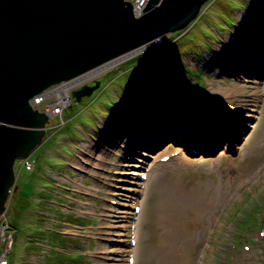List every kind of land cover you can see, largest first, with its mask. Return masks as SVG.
I'll return each mask as SVG.
<instances>
[{
  "label": "rangeland",
  "instance_id": "obj_1",
  "mask_svg": "<svg viewBox=\"0 0 264 264\" xmlns=\"http://www.w3.org/2000/svg\"><path fill=\"white\" fill-rule=\"evenodd\" d=\"M161 38L69 89L71 103L61 116L50 115L46 138L30 154L34 170L17 161L19 188L6 210L14 234L8 264L166 261L157 221L166 196L180 194L184 181L224 194L211 222L189 242L191 263L264 264V52L258 50L264 51V0H208L185 29ZM170 76L183 86L174 111L165 104L171 97L145 99L151 90L171 88ZM96 79L91 96H72ZM140 99L145 108H134L124 126L118 114ZM210 101L227 119L242 120L233 136L203 143L175 117L185 104L211 112ZM164 154L170 158L163 161Z\"/></svg>",
  "mask_w": 264,
  "mask_h": 264
},
{
  "label": "water",
  "instance_id": "obj_2",
  "mask_svg": "<svg viewBox=\"0 0 264 264\" xmlns=\"http://www.w3.org/2000/svg\"><path fill=\"white\" fill-rule=\"evenodd\" d=\"M208 0H0V216L17 191L16 163L46 138L50 115L31 99L50 86L185 29ZM100 79L74 90L81 100ZM71 100V95L69 96Z\"/></svg>",
  "mask_w": 264,
  "mask_h": 264
},
{
  "label": "bare ground",
  "instance_id": "obj_3",
  "mask_svg": "<svg viewBox=\"0 0 264 264\" xmlns=\"http://www.w3.org/2000/svg\"><path fill=\"white\" fill-rule=\"evenodd\" d=\"M204 5L202 6L201 11ZM160 39L162 40V38ZM147 46L148 45L146 44L144 46H141L137 50H132V52L130 51L129 53H126L127 55H123V57L116 59L113 63H115L117 60H120L121 58L132 54L133 52L144 49ZM258 50L259 52H264L262 51L261 47H259ZM260 59H258V62L260 61ZM113 63L111 62L110 64ZM107 66L108 63L102 66H98L92 70H89L87 72V75L83 73L74 76L70 80L61 82V84L56 89V91H58V98H60V96L62 95L64 99L68 101V104H70L71 102H69L70 100H68L69 93L66 88L73 83H81L83 81L82 79L89 76L90 74H99ZM216 90V92L224 96L225 99L227 98V95L229 94L227 90H224L220 85L217 86ZM152 94L156 95L157 92L155 91ZM140 101L141 99L138 101V104L134 106L136 110L135 113L139 112L138 109L142 111L145 108ZM213 105H215V103L213 104V102L210 101V107L212 109L207 108L206 110H210L211 112H206L194 108L193 105L189 106L188 104H185V109L187 113H185V109H183V112H180V115L177 117V123L181 125L184 122H187L188 125L185 126L189 129H187L186 132H192L196 134L198 138L197 140L203 143H205V140H207L209 137H215L220 135H228L230 137L233 136L235 134L234 131L240 126V124H238L237 122L241 121L242 119L237 117L233 118L230 116H227V119L226 114L221 110L215 111L216 108ZM121 112L122 114H118V116H120V118H123L122 124L126 126L123 121H125L126 117L132 114V109L129 108ZM148 116H150L149 112ZM138 124L140 123L135 122L134 124H132V128H134ZM129 125L130 124L128 123V126ZM240 130H242V128H240ZM140 143L142 144L141 140ZM93 144L94 142H91L90 146H92ZM246 147L247 144L244 146L245 150L247 151ZM230 183L233 184L232 181H230ZM184 184L186 187L185 189H182V187L180 188V194H178V191H176L175 193L168 194L166 196V200L164 201L165 205L163 211H161L162 215L160 218V222L159 220L157 221V223H160V228L156 229L158 233L157 246L161 252H165L166 258V261L159 260L158 264H192L190 261L191 254L188 253L189 242L190 240H196L198 234H200V231L205 229L207 224L211 222L210 214L214 212L213 207L216 208L218 206L216 203H219L224 195L218 192V188L211 189L209 184L205 186V184H203V181H196L194 183H191L190 181H184L182 186H184ZM11 190L12 192H16L13 190V188ZM4 214H6V211L4 212ZM4 214H2V216ZM167 259L171 261L167 262Z\"/></svg>",
  "mask_w": 264,
  "mask_h": 264
},
{
  "label": "built area",
  "instance_id": "obj_4",
  "mask_svg": "<svg viewBox=\"0 0 264 264\" xmlns=\"http://www.w3.org/2000/svg\"><path fill=\"white\" fill-rule=\"evenodd\" d=\"M129 1L132 2V4L134 5L137 14L148 2V0H129ZM160 40L161 39L158 38L154 42H159ZM85 74L87 75V72ZM95 76H97V74L96 75L90 74L89 76L83 78L82 79L83 81L81 83L78 82L73 83L70 86H68L66 89L67 91H70L69 89L71 88L74 89V87H77L79 85H82L84 82H88L92 80ZM60 84H58V86ZM58 86L54 87L53 90H49V91L44 90L42 93L35 95L31 99V104L40 110L46 111L49 115L56 114L58 116H61L64 108L69 104L68 101H66V99H64L62 95L60 96V98H58L57 96L58 91H56ZM50 97L52 98V100H47ZM21 161L23 163V167H27L28 171H33L34 160L30 157V155L24 157V159H22ZM6 217H7L6 214L0 216V264H8V253L11 250V245L14 239V234L8 233V230L10 229V224H9L10 222L6 221Z\"/></svg>",
  "mask_w": 264,
  "mask_h": 264
},
{
  "label": "trees",
  "instance_id": "obj_5",
  "mask_svg": "<svg viewBox=\"0 0 264 264\" xmlns=\"http://www.w3.org/2000/svg\"><path fill=\"white\" fill-rule=\"evenodd\" d=\"M171 81H169L168 83H169V86H171V88H168L167 90H166V92L164 93V94H162L161 92H157V90L155 89L153 92H157V94L158 95H161L162 97H163V99L164 98H167V97H171V99H170V101L168 102L167 101V103H165L166 105H168L167 107L168 108H170L169 107V105L171 104V103H173L172 104V106L171 107H174V108H172L173 109V111H174V109L176 108V105H174L175 103H176V101H177V99H178V96H179V94H180V91H181V89H183V86L179 83V81L177 80V79H175L173 76H170V78H169ZM152 92V90H151V94L149 93L148 95H147V97L145 98V99H147V100H150V101H152V100H154V101H156L157 102V98L154 96L153 97V93ZM149 96V97H148ZM154 98H156V99H154ZM164 103V102H163ZM150 106V105H149ZM148 107V106H147ZM146 107V108H147ZM129 108H131L132 110H134V107H132V106H130ZM128 108V109H129ZM150 108H152L153 110V112H155V111H158V105L157 104H155V105H151V107ZM125 110H127V108H125ZM172 114V111L169 113V115L168 116H170ZM152 116V115H151ZM172 121V120H171ZM175 122V121H174ZM162 123V122H161ZM138 141H135V143H137ZM11 227H13V224H10V229H11Z\"/></svg>",
  "mask_w": 264,
  "mask_h": 264
}]
</instances>
